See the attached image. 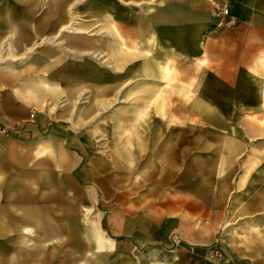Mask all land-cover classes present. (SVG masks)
Wrapping results in <instances>:
<instances>
[{"label": "rangeland", "instance_id": "374dc122", "mask_svg": "<svg viewBox=\"0 0 264 264\" xmlns=\"http://www.w3.org/2000/svg\"><path fill=\"white\" fill-rule=\"evenodd\" d=\"M209 1L130 0L124 3L120 0H60L59 3L58 0H9L8 3L0 0V7L8 9L43 11L61 7L66 8L68 14V28L64 31L43 28L39 26V18H30L34 28L26 30L21 41L15 40L12 30L0 25V40L9 37L10 42L7 43L20 48V51L10 46L5 51L0 48L1 66H23L27 59L48 53L50 65L59 63V71L69 64L72 66L68 68L74 70L73 64L84 60L103 71L107 65H112L110 58L109 63L105 61L108 46L114 48L112 66L116 74L125 70L123 58L126 59L124 62H131L126 66L130 70L129 74L115 79V98L113 95L102 98L101 92L109 78L101 73L100 76L91 75L83 79L80 87L86 89L81 92L73 88L74 84L71 87L68 83L64 87L60 81H56L54 84L60 93L57 100L49 101L52 111L46 106L35 104L36 100L26 98V102L40 113L48 110L55 116L58 114L60 118H57L56 123L68 133H76L80 138L83 134L85 137L82 138V165L74 171L77 179L68 176L66 181L62 177L64 173H54V178H64L66 187L61 192L66 198L65 202L80 204V209L73 216L78 215L81 220L90 215L100 227L101 221L102 226H105L103 228L111 231L116 240L134 246V252L157 249L166 253L174 252L178 264H195L198 261L206 264H235L236 255L251 250L253 243L250 226L226 225L224 220L220 221L223 224H218L219 217L224 218L231 211L213 209L214 204L209 201V192L211 189L214 192L213 188L216 187V184H210L212 170L220 166L224 171L227 163L187 161L186 155L177 156V150L185 147L188 134L194 135L197 143V138H201L204 131L203 123L223 121L203 111V103L196 96L195 83L187 80V56L192 53L191 48L195 47L197 41L194 32L187 34V26L198 16L207 18L209 6L216 12L224 7L228 9L229 3L224 0ZM92 8L104 10V14L110 16L96 19L85 12ZM105 19L110 21V25L113 23V27H108L112 33L107 31ZM95 20L98 21V27L90 31L88 25L92 26ZM173 31L174 37H171ZM76 42H93L98 47L94 52L100 54L83 52L85 55L79 56L77 50L68 45ZM182 47L185 51L180 49ZM138 49L140 55L152 57L154 63L169 69V74L166 76L162 73L158 78L139 76V66L143 60L139 64L136 59ZM89 55H93L92 59H89ZM47 68L37 73L43 81L35 78L26 80L49 83L51 74ZM59 75L61 77L62 74ZM126 78L129 79L124 85L122 81ZM121 94L126 97L123 98ZM98 97L102 101L109 100L110 105L98 102ZM84 110L92 112L86 123L80 121V114ZM123 112L127 114L122 120ZM239 116L248 121H264V116ZM15 135L18 136L11 129L0 130V137ZM69 138L70 135L64 138L63 144L68 150H74L75 146ZM123 139L129 143L128 151L118 155L116 148L122 146ZM39 142L42 143V139H37L36 143ZM181 143L184 145L181 146ZM123 156L128 163L121 160ZM106 161L110 162V171L106 168ZM7 168L8 163L0 160V176L12 173V170L6 172ZM96 170L98 178H103L102 182L98 185L80 182L79 179L94 176ZM107 179L110 181L107 182ZM83 190L94 192L95 200L80 203ZM219 190L215 188V192ZM197 192L202 198L194 195ZM203 193L207 196L206 203L201 200L204 198ZM215 198L214 201L217 200ZM188 203L195 208H189ZM87 209L90 210L89 214ZM67 212L65 220L69 217ZM213 217L217 219V224L211 223ZM134 252L108 254V257H99L95 262L137 264ZM89 260L92 261L91 258Z\"/></svg>", "mask_w": 264, "mask_h": 264}, {"label": "crops", "instance_id": "0c3cea01", "mask_svg": "<svg viewBox=\"0 0 264 264\" xmlns=\"http://www.w3.org/2000/svg\"><path fill=\"white\" fill-rule=\"evenodd\" d=\"M120 1L126 3L130 0ZM224 1L229 3L228 12L232 18L230 24L218 27L223 18L213 7L209 6L207 18L202 19L198 16L197 20L187 26V34L192 31L197 35L195 37L196 45L191 48L192 53H188L187 56L189 59L187 80L195 83L196 96L203 103V111L214 114L223 121L203 123L204 131L202 137L197 138V143L194 135L188 134L185 147L182 149L180 147L177 150V156L186 155L187 161L227 163L224 171L220 169V166L212 170L210 184H216L215 188L217 190L220 188V190L215 192V188H213V192L211 189L209 201L214 204L213 209L231 211L226 217H219L218 224L224 220L226 225L250 226L252 228L251 250L238 253L235 257L237 259L235 264H264V121H248L245 117L239 116L247 114L256 115L258 118L264 116V0ZM1 2L9 3V0H1ZM10 2L13 3V1ZM58 2L61 3L60 0ZM212 2L214 0L209 1V3ZM87 10L85 12L95 18L110 16L104 14V10L93 8ZM80 13L78 16L82 15ZM33 17L40 19L39 26L50 28L53 31L58 28L59 31H64L68 26L66 8L25 11L12 7L10 9L0 7V25L12 30L15 33V40L18 41L22 40L26 30L34 28L32 22L29 21ZM51 19L57 20L51 21ZM224 19L228 20L227 17ZM105 21L106 28L113 25V23L109 24L108 19ZM93 22L92 26L88 25L90 31L98 27V21ZM107 31L112 33L109 28ZM174 33L173 31L171 37H174ZM187 39L190 41L189 35ZM5 42H10V38L4 37L0 40V48L3 51L7 49L6 46H3ZM88 43L76 42L68 43V45L75 48L79 56L85 55L83 52L94 54V50L98 47H95L93 42ZM10 47L20 51V48L14 45ZM106 49L105 61L109 63L108 58H110V64L113 65L114 48L111 49V46H108ZM180 49L185 51L184 47ZM139 51L138 49L139 55L136 59L139 64L143 60L142 65L139 66V76L158 78L162 73H165L166 76L169 74V69L154 63L152 57L147 58V56L140 55ZM95 54L99 55L100 52ZM89 56V59H92L93 55ZM47 57L48 53H44V56L41 57H32L27 59L23 66L0 65V130L11 129L18 134V136L12 137H0V160L8 163L9 168L5 169L6 172L9 173L12 170L8 176H0V208L42 210L48 221L54 220L55 224L62 223L60 225L63 226L62 238L64 239L65 233H67L65 222L67 219L64 218L66 211L75 212L80 209V204L65 202L66 198L62 195L61 190L64 186L66 187L64 178L66 181H68V176L77 179L74 171L82 165L84 158L82 138L85 137L83 134L80 138L76 133H68L63 126L56 123L57 118H60L58 114L55 116V113L48 110L40 113L38 109H34L30 103L26 102V98L36 100L35 104L46 106L52 111L49 101L57 100L60 93V89L54 84L56 81H60L64 87L68 83L71 87L74 84L73 88L79 89L81 92L86 89L83 86L80 87L83 79L91 75L100 76L101 73L109 78L106 87L101 92L102 98L108 95H113L115 98V79L129 74L130 70L126 66L131 62H124L126 59L123 58L122 65L125 70L123 73L117 74L112 65H107L105 70L100 71L101 68L86 60L74 63V70L68 68L72 66L69 64L59 71L60 64L50 65V58ZM97 65L99 64L97 63ZM45 67H48L47 70L51 74L49 83L26 80L35 78L43 81L40 80L41 77H38L37 73ZM128 79H124L122 83L125 85ZM102 98L98 97V102L110 105L109 100L103 99L102 101ZM32 113L34 117L30 119ZM91 114V111L84 110L80 114V121L86 123L90 120ZM125 114L127 112H123L122 120L126 118ZM69 135L70 143L75 146L74 150H68L69 148L63 144L64 138ZM88 136L90 137V135ZM92 137L94 138V135ZM37 139H42L43 142L36 143ZM125 140L123 139L122 148H116L118 155L126 154L128 151L129 143ZM182 145L184 143H181ZM121 160L128 163L125 156ZM106 162V168L110 171L112 169L109 166L110 162ZM56 172L64 173L62 174L64 178L59 176L54 178ZM95 172L96 174L89 178L81 177L80 182L98 185L103 178H98V170ZM79 174L81 175V173ZM109 181L110 179H107V182ZM83 193L87 196L83 195L80 203L95 200L94 192L90 190L84 192L83 190ZM204 193V198L201 200L206 203L207 196ZM214 193L215 195H213ZM194 195L202 198L198 192ZM215 196L216 201L213 199ZM188 207L192 208L193 206L188 203ZM69 217H73V215ZM76 218L80 222L84 219L80 220L78 215ZM90 219L94 218L90 217ZM211 219L212 224H217L216 218ZM94 222L101 231L111 236H109L110 238L107 236L109 240L118 241L107 228L103 230L105 226H102L101 221V227L96 219ZM21 227L23 224L20 220L10 214L0 213L1 258L6 259L16 252L20 255L22 250L19 252L20 248L18 247L23 246L24 243L20 242V245H17L10 253L7 248ZM33 227L37 228L38 226L33 225ZM17 239L21 240L22 238L18 237ZM58 241L60 242L61 238ZM26 250L30 251L28 247ZM162 253L172 255L174 264H178L174 252ZM43 255L47 256L46 252ZM61 261L58 264H65L63 256ZM195 264L206 263L198 261Z\"/></svg>", "mask_w": 264, "mask_h": 264}, {"label": "bare ground", "instance_id": "6f19581e", "mask_svg": "<svg viewBox=\"0 0 264 264\" xmlns=\"http://www.w3.org/2000/svg\"><path fill=\"white\" fill-rule=\"evenodd\" d=\"M4 46L8 47L10 44L5 42ZM0 213L3 215L10 214L23 224L7 248L9 253L17 245H20V242L25 244V246L23 244V246L18 247L20 248L19 252L22 250L20 255L16 252L7 258L5 257L6 259L0 257V264H56L62 262V256L65 264H97L95 262L97 258L108 257V254L125 253V251L127 254L134 252L135 247L132 248L129 243L109 240L107 235L96 226L94 219H90V215L81 222L76 216L67 218L65 221L67 233L63 239V226L60 225L62 223L55 224L54 220L48 221L45 212L42 210L29 208L20 210L19 208L6 207L0 208ZM67 213L69 216L74 215L72 210ZM87 213H90L89 209ZM33 225L38 227L34 228ZM18 237L22 239L18 240ZM60 238L61 241L59 242ZM27 247L30 251L26 250ZM45 252L47 256L43 255ZM133 254L137 264H174L172 255H163L159 250H147L142 253L135 251ZM117 264L124 263L118 261Z\"/></svg>", "mask_w": 264, "mask_h": 264}, {"label": "built area", "instance_id": "2783aa9c", "mask_svg": "<svg viewBox=\"0 0 264 264\" xmlns=\"http://www.w3.org/2000/svg\"><path fill=\"white\" fill-rule=\"evenodd\" d=\"M218 15H220L223 19L221 20L220 24H230L232 22V18L230 17V14L228 12V9L226 7L222 8L218 12ZM228 18V20H225L224 18ZM30 118H33V114H30Z\"/></svg>", "mask_w": 264, "mask_h": 264}, {"label": "trees", "instance_id": "16d2710c", "mask_svg": "<svg viewBox=\"0 0 264 264\" xmlns=\"http://www.w3.org/2000/svg\"><path fill=\"white\" fill-rule=\"evenodd\" d=\"M104 229V228H103Z\"/></svg>", "mask_w": 264, "mask_h": 264}]
</instances>
